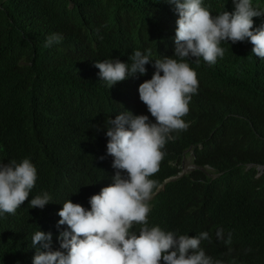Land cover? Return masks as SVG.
I'll return each mask as SVG.
<instances>
[{"label":"trees","instance_id":"obj_1","mask_svg":"<svg viewBox=\"0 0 264 264\" xmlns=\"http://www.w3.org/2000/svg\"><path fill=\"white\" fill-rule=\"evenodd\" d=\"M174 7L167 0H0V161L29 158L37 169L29 199L0 216V264H32L34 232L61 230L50 221L54 207L69 199L90 209L88 186L109 156L110 118L130 112L155 122L138 92L152 64L110 88L94 63L131 64L136 50L152 60L172 57ZM53 33L62 43L45 47ZM221 47L214 65L189 61L198 91L183 117L187 130L172 134L151 177L158 190L148 221L182 235L207 232L201 247L221 264H264V63L250 42ZM189 153L193 169L181 174ZM43 192L51 203L31 208Z\"/></svg>","mask_w":264,"mask_h":264},{"label":"clouds","instance_id":"obj_2","mask_svg":"<svg viewBox=\"0 0 264 264\" xmlns=\"http://www.w3.org/2000/svg\"><path fill=\"white\" fill-rule=\"evenodd\" d=\"M167 2L175 6L178 15L172 57L152 60L150 51L136 50L131 64L119 59L94 63L101 81L110 88L137 74L146 75V65L152 64L155 72L138 92L155 122L148 115L130 112L107 121L109 156H102L107 165L99 161L88 186L92 189L90 209L69 199L54 207L50 221L61 230L53 236L39 229L34 232L32 264H221L201 247L209 238L207 232L190 236L149 226L150 201L158 190L151 177L159 170L172 134L188 128L183 117L199 86L189 61L194 58L199 63L202 58L214 65L224 56L222 43L247 41L253 57L264 63V7L254 5L253 0ZM253 18L261 19L259 27H254ZM62 41V34H50L45 47ZM36 181L37 169L29 158L7 164L0 161V216L15 214L29 199ZM51 200L43 192L31 198L29 205L44 209ZM134 224L140 225L138 232L133 231ZM217 236H222V230Z\"/></svg>","mask_w":264,"mask_h":264},{"label":"rangeland","instance_id":"obj_3","mask_svg":"<svg viewBox=\"0 0 264 264\" xmlns=\"http://www.w3.org/2000/svg\"><path fill=\"white\" fill-rule=\"evenodd\" d=\"M191 153H189V156H185L183 160V164L181 167V174L188 173L193 169V165L191 162Z\"/></svg>","mask_w":264,"mask_h":264},{"label":"water","instance_id":"obj_4","mask_svg":"<svg viewBox=\"0 0 264 264\" xmlns=\"http://www.w3.org/2000/svg\"><path fill=\"white\" fill-rule=\"evenodd\" d=\"M263 168H260L259 170H262ZM161 189H162V186H161Z\"/></svg>","mask_w":264,"mask_h":264}]
</instances>
